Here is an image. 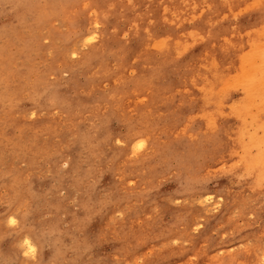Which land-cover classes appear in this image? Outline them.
<instances>
[{
  "label": "rangeland",
  "instance_id": "1",
  "mask_svg": "<svg viewBox=\"0 0 264 264\" xmlns=\"http://www.w3.org/2000/svg\"><path fill=\"white\" fill-rule=\"evenodd\" d=\"M257 37L264 0H0V264H264Z\"/></svg>",
  "mask_w": 264,
  "mask_h": 264
},
{
  "label": "bare ground",
  "instance_id": "2",
  "mask_svg": "<svg viewBox=\"0 0 264 264\" xmlns=\"http://www.w3.org/2000/svg\"><path fill=\"white\" fill-rule=\"evenodd\" d=\"M192 7H193V6H192ZM251 30H252V29H251ZM253 31H254V30H253ZM253 31H252V33H253ZM259 31H260V30H259ZM255 32H256V30H255ZM255 32H254V33H255ZM254 33H253V34H254ZM257 33H258V32H257ZM258 35H260V34L258 33ZM258 35H257V36H258ZM262 36H263V35H262ZM194 37H195V36H194ZM258 37H259V36H258ZM258 37H257V39H256V38H255V39H252L253 41H251V42H249V43L251 44L252 42H254V41H256V40L258 41ZM252 38H254V37H252ZM180 42H181V41H180ZM261 42H262V45L260 44ZM261 42H257V43L254 42V43H255L254 46L256 47V44L258 45V43H259V44L261 45V47H262V46L264 45V40L262 39ZM156 43H157V42H156ZM252 44H253V43H252ZM176 45H177V43H176ZM185 45H186V43H185ZM157 46H158V45H157ZM263 47H264V46H263ZM263 47H262V49H264ZM256 50H257V49H256ZM252 52H253V53H252V55H253V54H254L255 52H257V51L254 52V50H253ZM247 54H248L247 57L249 56V57L251 58L252 55L250 56L249 53H247ZM261 54H262V53H261ZM252 58H253V57H252ZM252 58H251V59H252ZM247 59H249V58H247ZM251 59H250V60H251ZM248 62H250V61L248 60ZM245 67L247 68L248 65H247V66L245 65ZM246 70H247V69H246ZM257 70H258V69H257ZM258 71L260 72V70H258ZM244 72H245L244 75H245L246 77H247L248 74H250V73H247L246 71H244ZM246 73H247V74H246ZM250 75H251V74H250ZM214 76H215V75H214ZM216 76H217V75H216ZM217 77H218V76H217ZM246 77H245V78H246ZM251 77H252V75H251ZM212 78H213V76H212ZM247 78H250V76L248 75ZM216 79H217V78H216ZM240 79H242V78H240ZM240 79H239L238 81H240ZM252 79L254 80L253 77H252ZM208 80H209V79H208ZM211 80H212V79H211ZM211 80H209V81L211 82ZM214 80H215V79H214ZM243 80H246V79H243ZM250 80H251V78H250ZM250 80H246L247 83H248V81H250ZM219 81H220V80H219ZM216 82H217V84H218V81H217V80H216ZM216 82H213V83H216ZM236 82H237V81H236ZM247 83H246V84H247ZM223 84H224V83H223ZM251 84H252V83H251ZM214 85H215V84H214ZM204 86H205V85H204ZM206 87H207V86H206ZM206 87H205V88H206ZM223 87H224V86H223ZM205 88H202V90H204ZM207 88H209V87H207ZM219 88L222 89V83H221V87H219ZM199 89H201V87H199ZM209 89H210V88H209ZM206 90H207V89H205L204 91H206ZM208 91H209V90H207L206 93H207ZM220 92H221V91H220ZM224 92H225V90H224ZM206 93H204V95H202L203 98L207 97V96L205 95ZM246 93H247V92H246ZM207 94H208V93H207ZM209 94H211V93H209ZM209 94H208V96H209ZM212 95H213V94H211L210 96H212ZM214 95H215V94H214ZM218 95H219V94H218ZM204 96H205V97H204ZM224 96H225V95H224ZM246 96H247V94H246ZM216 97H217V96H216ZM222 97H223V96H222ZM214 98H215V96H214ZM217 98H218V97H217ZM244 98H245V96H244ZM215 99H216V98H215ZM218 99H219V98H218ZM223 99H224V98H223ZM205 100H206V99H205ZM207 100H208V98H207ZM210 100H211V97L209 98V102H210ZM213 100H214V99H213ZM216 100H217V99H216ZM214 101H215V100H214ZM214 101H213V102H214ZM217 101H218V100H217ZM201 102H202V101H201ZM205 102H206V101H204L203 103H205ZM246 102L249 103L250 100H249V102H248V101H245V103H246ZM203 103H202V104H203ZM207 103H208V102H207ZM216 104H217V102L215 103V105H216ZM230 104H231V103H230ZM233 104H234V103H233ZM236 104H237V102H236ZM238 104H239V103H238ZM203 105L205 106V104H203ZM206 105H207V104H206ZM215 105H214V106H215ZM240 105H241V104H240ZM244 105H245V104H244ZM207 106H209V104H208ZM216 106H217V105H216ZM216 106H215V107H216ZM220 106H221V105H219V107H220ZM227 106H228V108H229V105H227ZM231 106H232V104H231ZM234 106H236V105H234ZM234 106H233V107H234ZM237 106H238V105H237ZM247 106H248V104H247ZM217 109H218V108H217ZM212 110H213V109H212ZM212 110H210V111H212ZM215 110H216V109H215ZM217 111H218V110H217ZM229 111H232V110H229ZM233 111H234V110H233ZM233 111H232V112H233ZM235 111H236V110H235ZM235 111H234V112H235ZM234 112H233V113H234ZM206 113H207V112H206ZM213 113H214V112H213ZM209 114H210V112L208 113V115H209ZM236 114H237V112L234 113V115H236ZM206 115H207V114H206ZM203 118H205V117L203 116ZM234 132H235V131H234ZM203 133H204V132H203ZM236 133H237V132H236ZM234 138H236V137H234ZM234 141H235V140H234ZM246 146H247V145H246ZM247 147H248V146H247ZM246 149H247V148H246ZM247 160H249V159H247ZM251 160H253V161H252L253 164H255V162H257V160H254L253 158H252ZM254 161H255V162H254ZM258 161H259V160H258ZM244 162H245V164L248 163V161H244ZM246 162H247V163H246ZM250 164H251V161L249 162V164H247L248 167L250 166ZM253 164H252V166H254ZM256 164H257V163H256ZM256 164H255V165H256ZM252 166H251V167H252ZM251 167H250V169H251ZM247 169H248V168H247ZM261 171H262V170H261ZM23 245H24V244H23ZM26 245H27L29 248H32V247H33L32 243H31L29 240L26 242Z\"/></svg>",
  "mask_w": 264,
  "mask_h": 264
}]
</instances>
